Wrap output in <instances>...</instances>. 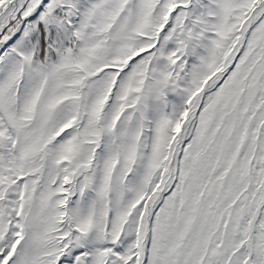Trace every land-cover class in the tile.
<instances>
[{"label": "snow or ice", "instance_id": "snow-or-ice-1", "mask_svg": "<svg viewBox=\"0 0 264 264\" xmlns=\"http://www.w3.org/2000/svg\"><path fill=\"white\" fill-rule=\"evenodd\" d=\"M0 264H264V0H0Z\"/></svg>", "mask_w": 264, "mask_h": 264}]
</instances>
